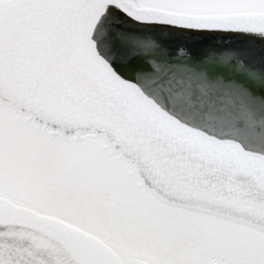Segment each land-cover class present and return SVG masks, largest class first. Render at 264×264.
I'll return each instance as SVG.
<instances>
[{"label": "snow or ice", "instance_id": "6c2138e0", "mask_svg": "<svg viewBox=\"0 0 264 264\" xmlns=\"http://www.w3.org/2000/svg\"><path fill=\"white\" fill-rule=\"evenodd\" d=\"M0 264H264V0H0Z\"/></svg>", "mask_w": 264, "mask_h": 264}]
</instances>
